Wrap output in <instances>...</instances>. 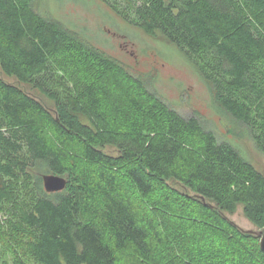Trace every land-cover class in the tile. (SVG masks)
I'll return each mask as SVG.
<instances>
[{
  "label": "trees",
  "instance_id": "1",
  "mask_svg": "<svg viewBox=\"0 0 264 264\" xmlns=\"http://www.w3.org/2000/svg\"><path fill=\"white\" fill-rule=\"evenodd\" d=\"M35 1L0 0V210L22 239L13 263L116 264L126 252L132 264H264L259 238L227 218L240 205L264 229V174ZM124 1L130 22L192 58L264 154V0ZM112 93L141 125L120 128ZM45 174L65 188L47 193Z\"/></svg>",
  "mask_w": 264,
  "mask_h": 264
},
{
  "label": "rangeland",
  "instance_id": "2",
  "mask_svg": "<svg viewBox=\"0 0 264 264\" xmlns=\"http://www.w3.org/2000/svg\"><path fill=\"white\" fill-rule=\"evenodd\" d=\"M108 1L109 3L105 0H36L35 8L82 33L84 40L122 63L132 76L140 78L147 90L166 105L184 118L195 115L207 129L215 132L218 139L234 145L246 161L264 174V154L255 147L247 128L214 101L209 84L192 58L162 36L148 35L135 22H130L133 18L128 15L124 0ZM123 13L127 15L126 19ZM99 73L95 74L98 76L97 82L111 80L108 75L102 76ZM0 76L4 77L1 72ZM7 80L12 82L13 78ZM109 97L115 100L110 112L121 120L120 128L126 129L129 123L141 125L133 120L136 114L119 100L118 93H112ZM138 98L146 111L149 102L139 95ZM44 100L48 107H52L51 102ZM152 122L154 121L148 122V125H153ZM143 126L146 127L145 124ZM106 150L114 152L112 147H107ZM123 188L129 192L128 186ZM135 206L140 217H143L145 206H141L139 202ZM227 218L242 230L256 231L243 215L240 205L234 213L227 214ZM14 220L8 210H0V264H14L16 247L22 244ZM165 221L171 225V219L166 217ZM116 255V264H132L130 254L117 252Z\"/></svg>",
  "mask_w": 264,
  "mask_h": 264
},
{
  "label": "water",
  "instance_id": "3",
  "mask_svg": "<svg viewBox=\"0 0 264 264\" xmlns=\"http://www.w3.org/2000/svg\"><path fill=\"white\" fill-rule=\"evenodd\" d=\"M43 187L47 193L59 192L65 188L66 180L58 175L45 174L42 176ZM253 232L259 238V249L264 254V229Z\"/></svg>",
  "mask_w": 264,
  "mask_h": 264
}]
</instances>
